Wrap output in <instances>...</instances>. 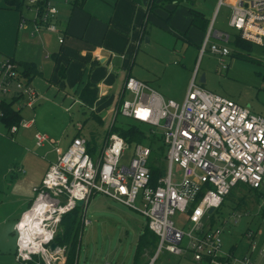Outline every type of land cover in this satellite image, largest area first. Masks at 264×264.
<instances>
[{
    "label": "built area",
    "instance_id": "2783aa9c",
    "mask_svg": "<svg viewBox=\"0 0 264 264\" xmlns=\"http://www.w3.org/2000/svg\"><path fill=\"white\" fill-rule=\"evenodd\" d=\"M41 1L27 0L35 10V29L58 31L57 5L54 0H46L45 5ZM221 5L230 7L229 26L242 39L264 46V0H220ZM23 24L22 21L20 27ZM212 27L213 22L202 43V52L209 47L221 56L226 67L224 57L230 51L224 43H228L230 35L217 30L213 33ZM212 37L224 43L210 44ZM17 80V63L5 58L0 63V97L9 93ZM17 88L24 106L34 108L39 99L36 89L22 81ZM1 103L0 99V118L4 115ZM118 114L150 126L153 134L154 127L163 129L160 137L167 152L164 173L157 184L151 185L148 167L151 147L136 143L133 155L125 162L130 144L111 131L114 120L96 160L88 152L87 139L73 137L65 151L55 148L59 151L56 161L49 165L40 186L34 188L35 197L16 224V260L26 264H65L66 248H50L62 216L83 200V224H91L85 210L92 193L97 191L133 209L138 210L137 201L143 203L139 211L158 237L155 256L149 264L162 253L191 255L198 264H264V245L250 242L249 251L236 258L223 247L222 228L211 222L212 215L238 184L259 189L264 182V115L207 91L194 79L179 104L132 75L125 80L115 109V116ZM33 124V119H22L9 132L14 134L20 127ZM35 138L38 146H44L49 139L40 132ZM211 208L214 210L209 213ZM177 213L185 214L183 227L173 220ZM246 236L254 239L252 232Z\"/></svg>",
    "mask_w": 264,
    "mask_h": 264
},
{
    "label": "rangeland",
    "instance_id": "374dc122",
    "mask_svg": "<svg viewBox=\"0 0 264 264\" xmlns=\"http://www.w3.org/2000/svg\"><path fill=\"white\" fill-rule=\"evenodd\" d=\"M197 2V5L204 12L209 11L208 14L212 17L215 6L217 7V0H197ZM221 7L224 8H221L212 32L218 30L222 22H226L220 30L231 34L230 40L228 43L218 41L224 43L230 51V54L224 57L226 67L220 60L221 56L212 53L209 47L202 52L197 45L184 41L175 34H165L158 28L155 29L157 36L154 43H146L144 40L139 44L135 55V67L153 74L155 76L153 82L157 84H154V87L159 90L158 92L179 104L183 102L189 84L194 79L196 84L207 91L229 98L242 106L249 107L255 113L264 115V46L256 43L245 48L235 46V30L228 26L231 13L226 16L224 14L226 7L224 5ZM24 9H27L26 5ZM28 15L31 18L33 12ZM213 41L212 38L210 44L214 43ZM175 63L181 68L186 65L187 68L179 73L167 68L169 64L175 66ZM202 76L205 77L203 83L200 82ZM136 77L142 78L138 74ZM19 81L28 82L20 77V80L15 81L10 87L7 96L0 97L2 101L7 102L12 97L20 98V91L17 88ZM158 85L161 88H158ZM113 95L109 104L112 106L111 109L101 115L104 117L102 123L92 116L90 107L76 105L73 99L67 102V108L69 107L67 110L57 109L54 113L50 111L51 118L41 115L38 120L34 113L29 112L30 110L23 112L25 119L34 118L40 133L49 137L43 147L37 145L36 138L32 140L34 138L32 130L20 127L17 133L11 134L9 128L0 121V264H26L15 258L17 232L16 234L13 232L16 230L17 219L13 218L12 214L19 210L21 198L28 197V201L34 199V188L41 184L46 173L43 172L46 163L57 159L55 148L59 147L63 152L71 137L80 134L91 139L94 133L95 137L92 140L95 141L97 148L94 153L96 160L103 141L111 130L113 120L118 130L126 129L135 123L131 118L123 117L121 114L115 116L114 109L121 99L120 86L115 87ZM20 100L22 104L25 103L23 99ZM79 125L84 126L83 129L79 130ZM140 128L145 133H150V126L141 124ZM154 128L158 140L153 144V155L161 163L167 148L160 138L163 129ZM25 132H28L27 138L22 139ZM57 140L59 143H52ZM134 146L135 144H130L126 151L127 163L133 155ZM163 165L165 168V163H162ZM136 207L138 210L101 192L92 193L86 205V215L92 220V225L83 226L76 264L106 262L134 264L137 239L147 227V218L139 211L143 209V203L137 201ZM215 216H217L215 227L223 230L221 234L223 247L226 251H232L236 258H242L249 251L250 242L264 245V182L257 190L249 188L246 184H238L233 189V193L227 196L222 206L216 210ZM173 220L180 227L186 224L185 214L177 213ZM249 232L254 233V239L246 236ZM160 261L161 256L158 257L157 264ZM169 264L198 263L188 255L174 258Z\"/></svg>",
    "mask_w": 264,
    "mask_h": 264
},
{
    "label": "crops",
    "instance_id": "0c3cea01",
    "mask_svg": "<svg viewBox=\"0 0 264 264\" xmlns=\"http://www.w3.org/2000/svg\"><path fill=\"white\" fill-rule=\"evenodd\" d=\"M74 1L54 0L58 8L55 19L58 31L52 32L44 28L35 29L34 9L26 6L25 10L24 6L18 10L9 7L7 0H0V63L5 58H11L19 65L23 62L30 63L35 69L32 70L33 75L29 78L30 80L20 73V77L27 80L38 92L39 99L35 107H25L18 97L9 98L7 101V103L13 102V107L20 112L22 119L34 120V124L26 128L33 131L32 140H35L36 133L40 131L35 119H25L23 112L30 110L29 112L34 113L38 120L41 115L51 118L50 111L54 113L57 109L67 110L69 108H67V102L73 99L76 105L90 107L92 116L102 123L104 117L101 115L109 112L112 107L109 104L114 97L115 87L120 86L122 93L125 80L129 75L134 77L137 74L141 75L142 78H136L157 90L154 87V84H157L153 82L155 76L135 67V55L139 44L144 40L146 43H154L157 36L155 29L158 28L165 34H175L182 40L201 48L211 23L215 19L213 24L215 27L219 12L221 8H224L220 6V0H217V7L215 6L211 17L208 14L209 11L204 12L197 5V0H183L179 4L157 0V6L153 9L150 5L151 0H84L83 5L79 7H74ZM224 6L226 7L224 14L228 16L231 9L228 5ZM190 7L205 15L208 20L207 31L192 26L193 17L189 10ZM31 11L33 15L29 18L28 13L30 14ZM22 21L24 24L20 27ZM223 23L226 24L222 22L217 31H222L220 29L223 28ZM229 35L231 37V34ZM60 38H63V42H60ZM212 38L214 43L221 41L215 37ZM167 68L179 73L187 67L183 65L181 68L175 63V66L169 64ZM133 73H136V76ZM87 84L96 85L98 88V96L92 106L84 103L80 98V93ZM158 88L161 86L158 85ZM5 99L7 100V97ZM4 102L6 101L1 103V109ZM0 121L3 123L1 119ZM83 127L79 125V130ZM26 133L28 134L25 132L22 139L27 138ZM75 136L81 135L76 134ZM92 136L91 139L84 137L92 151L96 152L95 141L92 140L95 137L94 133ZM57 141L59 143V140ZM59 151L61 152L60 148ZM59 151H55L57 157ZM47 163L43 172L47 171L52 162ZM31 202L28 201V197L19 200V210L12 214L17 222ZM85 216L88 218L86 210ZM90 225H92V220L89 225L83 224V226ZM13 234H16V230ZM154 256L145 253L143 258L151 261ZM160 256L161 261L158 264H169L174 258L184 257L162 253L157 256V259ZM157 259L153 264H157Z\"/></svg>",
    "mask_w": 264,
    "mask_h": 264
},
{
    "label": "trees",
    "instance_id": "16d2710c",
    "mask_svg": "<svg viewBox=\"0 0 264 264\" xmlns=\"http://www.w3.org/2000/svg\"><path fill=\"white\" fill-rule=\"evenodd\" d=\"M157 0H151L150 5H152V9L157 6ZM164 2L168 3H182L183 0H163ZM8 6L13 7L15 9L21 10L25 5L27 7L28 4L26 0H7ZM46 0L41 1V5H45ZM84 0H75L74 7H79L83 5ZM44 9V6H42ZM151 9V8H150ZM190 13L192 14V26H195L203 31H207L208 28V20L206 19L205 15L202 12H199L190 7ZM234 45L237 47H246L252 42L244 40L240 37L239 33L235 36ZM230 40V39H229ZM18 65V70L24 76L26 75L31 78L33 75V71L35 70L34 67L30 65V63L23 62ZM28 83V82H27ZM98 96V88L96 85L87 84L84 86L80 93L81 100L92 106L97 99ZM15 100V99H14ZM13 102L7 103L4 102L2 104V111L4 113L3 117L0 118L5 126L10 128L13 125H17L22 120V116L18 110H16L13 105ZM144 125V124H143ZM141 123L135 121V123L129 126L126 129L118 130L115 126L112 127L113 132L119 133L129 144H136V143H143L151 147L152 153L148 160V167L150 168L151 172V185L155 186L158 182L160 176L164 173V154L161 158V163L158 159L153 155L154 149L153 144L158 140L156 134L145 133L141 128ZM161 138V137H160ZM164 149V148H163ZM162 149V150H163ZM88 152L94 157V151H92L89 143H88ZM250 188V187H249ZM252 189V188H251ZM257 190V189H255ZM233 193V190L229 195ZM228 195V196H229ZM83 208L81 206H76V208L62 216L61 222L59 224L57 233L55 235L54 241H56L61 247L66 248V262L65 264H76L77 263V253L78 247L80 244V237L83 228ZM215 215H212L211 222L215 223ZM158 245V237L157 235L149 228L148 223L147 227L143 233L140 234L137 242V249L135 253V263L134 264H149L150 260H144L145 253L148 255L154 256ZM34 264V263H28ZM44 264V263H42Z\"/></svg>",
    "mask_w": 264,
    "mask_h": 264
},
{
    "label": "water",
    "instance_id": "95a60500",
    "mask_svg": "<svg viewBox=\"0 0 264 264\" xmlns=\"http://www.w3.org/2000/svg\"><path fill=\"white\" fill-rule=\"evenodd\" d=\"M200 82H201V83L205 82V77H204V76H202V78L200 79ZM77 204H78V206H83L84 201H83V200H79V201L77 202ZM213 210H214V209L211 208V209L209 210V213H212ZM58 245H59V244H58L56 241L52 242L51 245H50L51 250H55V249L58 247Z\"/></svg>",
    "mask_w": 264,
    "mask_h": 264
}]
</instances>
